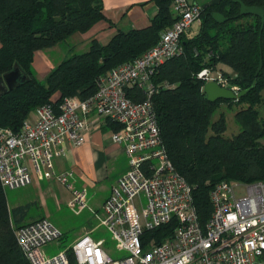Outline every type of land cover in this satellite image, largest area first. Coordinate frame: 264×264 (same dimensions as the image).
Returning a JSON list of instances; mask_svg holds the SVG:
<instances>
[{
    "label": "trees",
    "instance_id": "1",
    "mask_svg": "<svg viewBox=\"0 0 264 264\" xmlns=\"http://www.w3.org/2000/svg\"><path fill=\"white\" fill-rule=\"evenodd\" d=\"M151 1L158 13L150 25L118 30L106 44L94 38L86 51L74 52L40 80L33 67L35 53L65 42L75 33H86L105 20L103 1L0 0V75L16 67L27 75L0 96V127L19 131L41 105L57 106L70 96L90 97L100 77L154 46L178 17L173 0ZM242 2L264 7V0ZM214 12L223 13L227 20L217 22ZM201 18L199 32L181 37L184 53L166 61L156 72L154 81L160 88L153 102L169 157L192 186L199 220L205 225L213 212L210 193L218 182L264 180V26L260 17L240 14V4L234 0L204 7ZM206 66L221 70L241 90L255 85L239 100L209 101L205 83L197 76ZM133 94L135 100L144 99L137 92ZM222 104L237 106L235 118L241 130L232 137L224 135L225 112L212 120ZM109 124L114 130L119 128ZM28 208L10 209L0 182V264H29L16 238V229L21 226L18 217ZM178 226V220L173 219L147 230L143 237L146 249L152 239L159 245L173 237ZM70 257L75 264L71 252Z\"/></svg>",
    "mask_w": 264,
    "mask_h": 264
},
{
    "label": "built area",
    "instance_id": "2",
    "mask_svg": "<svg viewBox=\"0 0 264 264\" xmlns=\"http://www.w3.org/2000/svg\"><path fill=\"white\" fill-rule=\"evenodd\" d=\"M173 11L178 19L160 40L141 56L100 77L93 95L66 97L57 106L41 105L35 119H27L19 131L0 127L3 188L26 187L34 176L57 180L71 191L69 206L81 211L94 210L87 188L73 184L74 170L57 172L54 159L66 152V144L86 142L91 126L88 117L95 116L94 127L101 120L119 126L112 138L124 145L129 160V169L113 185L102 214L95 212L117 249L127 255L113 259L105 240L89 233L51 255L45 246L60 240L63 232L49 218H41L16 229L29 264H72L70 252L75 264H264V180L218 182L210 193L212 215L202 225L192 186L167 152L153 102L160 88L154 76L162 64L184 53L182 35L202 20V7L188 0H173ZM197 76L205 84L216 81L235 94L241 91L221 70L204 67ZM133 92L144 99L135 100ZM173 219L179 222L173 237L159 245L152 239L146 249L145 232Z\"/></svg>",
    "mask_w": 264,
    "mask_h": 264
},
{
    "label": "crops",
    "instance_id": "3",
    "mask_svg": "<svg viewBox=\"0 0 264 264\" xmlns=\"http://www.w3.org/2000/svg\"><path fill=\"white\" fill-rule=\"evenodd\" d=\"M102 1L106 16L105 20L98 22L86 33L73 34L68 39L70 42L65 41L35 53L33 67L40 80H45L55 66L74 52L86 51L92 39L97 38L102 44H106L118 30L128 31L134 28L147 27L158 13L157 5L151 0ZM188 1L200 5L203 9L221 0ZM188 35L191 36V34ZM66 49L67 54L64 53ZM219 66H222L225 71L232 73L229 67L223 64ZM94 118L95 116L91 115L87 119L91 126L87 132L86 142L80 146L66 144V152L56 156L54 164L57 172L75 171V175L72 178L73 184L79 188H87L89 206L91 205L94 212H96L102 208L113 185L129 169V160L124 145L114 141L112 138V134L115 131L114 128L105 120H101L99 127H94L92 126L94 125L92 123ZM28 119L32 121L35 119V111ZM62 185L57 180L39 179L34 176L32 183L28 186L30 188L35 187L36 191L33 190L32 194L30 193L31 195L28 194L26 196L28 199H18L16 203L9 205L10 209L29 205L27 212L18 217L21 221L19 225L28 224L41 218H49L51 220L53 213H55L53 208L56 210L54 206L62 208L60 202V196L64 193ZM64 187L68 191V199L70 200L71 191L66 186ZM54 190H57V193H53ZM90 193L93 196H90L89 199ZM53 198L55 199V205L51 206V199ZM69 200L66 203L67 206H69ZM93 229L85 230L75 238V241L85 233L90 234ZM45 251H47L46 248Z\"/></svg>",
    "mask_w": 264,
    "mask_h": 264
},
{
    "label": "rangeland",
    "instance_id": "4",
    "mask_svg": "<svg viewBox=\"0 0 264 264\" xmlns=\"http://www.w3.org/2000/svg\"><path fill=\"white\" fill-rule=\"evenodd\" d=\"M201 23L195 22L187 31V34H191L194 36L197 32H199ZM79 35V34H78ZM70 39V38H69ZM73 39V38H72ZM70 42V40H67ZM66 42V43H67ZM68 49V48H67ZM67 49L64 50V53L67 54ZM207 67V66H206ZM209 67V66H208ZM212 68V67H209ZM218 70V68H216ZM56 99V97L54 98ZM237 110V106H233V108L229 107L228 104H222L220 108L213 114L212 120H216L219 118L221 112H225L226 114V121H227V130L224 133L226 137H232L233 135L237 134L241 130V126L236 121L235 112ZM264 115V114H263ZM62 185V189H64V193L61 194L60 202L62 208H58L54 206L55 199H51V206H54L56 210L53 208L54 212L53 217L51 220L59 226V228L63 232V236L60 240L52 242L45 246L47 252L51 255L58 253L61 250H64L68 247H71L75 241V238L82 234L85 230L93 229L90 232L91 236L94 239H104L105 240V247L109 251L111 257L113 259H121L127 255L126 251H119L116 247V243L112 238L111 233L107 230L106 227L100 224V220L98 216L95 214L94 210H79L77 208H73L71 206H67L66 203L68 202V191ZM29 188V189H27ZM36 191L35 187L27 186L17 189H6V195L9 205H13L16 201L28 199V194H32V192ZM53 193H57V190H54ZM237 193L243 194L242 191L238 190ZM30 194V195H31ZM93 196L92 193L89 195ZM91 206V205H90ZM92 208V206H91ZM93 212H91V211ZM98 214H102V210L99 209L97 211Z\"/></svg>",
    "mask_w": 264,
    "mask_h": 264
},
{
    "label": "water",
    "instance_id": "5",
    "mask_svg": "<svg viewBox=\"0 0 264 264\" xmlns=\"http://www.w3.org/2000/svg\"><path fill=\"white\" fill-rule=\"evenodd\" d=\"M240 4V14L242 15H256L262 19V27L264 26V7L261 6H249L242 2V0H234ZM213 18L219 22L224 23L227 18L223 13L214 12ZM262 67V60L259 70ZM258 70V72H259ZM27 75L19 68L0 75V96L14 89L18 85L19 81L26 80ZM255 85V82L251 87L242 89L238 94H235L231 89L220 86L216 81L207 82L204 85V92L209 101L215 102L220 99L224 100H239L244 97Z\"/></svg>",
    "mask_w": 264,
    "mask_h": 264
}]
</instances>
